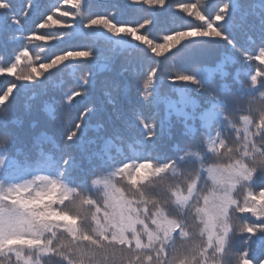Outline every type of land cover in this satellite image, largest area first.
Returning <instances> with one entry per match:
<instances>
[{
    "label": "snow or ice",
    "instance_id": "obj_1",
    "mask_svg": "<svg viewBox=\"0 0 264 264\" xmlns=\"http://www.w3.org/2000/svg\"><path fill=\"white\" fill-rule=\"evenodd\" d=\"M93 2L0 0V264H264V0Z\"/></svg>",
    "mask_w": 264,
    "mask_h": 264
},
{
    "label": "trees",
    "instance_id": "obj_2",
    "mask_svg": "<svg viewBox=\"0 0 264 264\" xmlns=\"http://www.w3.org/2000/svg\"><path fill=\"white\" fill-rule=\"evenodd\" d=\"M53 0H48V3ZM54 3V2H53ZM94 5H96V10H93L95 12L104 13L108 7V2H93ZM103 9V11H102ZM122 18V17H121ZM35 19V17H33ZM122 19H127V17H123ZM26 28H31V20L25 25ZM249 33H242L237 31V41L238 46L244 45L249 48V51H252V45L247 42V37L250 34ZM252 34V38L255 40V34ZM239 38H241V42H239ZM258 43V41H257ZM229 55V51L225 48H214V49H208L196 56H194L192 59L197 64L206 65L207 67L214 68L218 63L222 62L226 56ZM253 63H258L257 61H253ZM237 67L233 64H227L225 67V71L228 73V75L221 76L219 73L215 74L213 77V80L211 82V88L215 90L221 97H226L230 93L234 91L238 85L235 84V77L237 76ZM24 69H21L23 71ZM164 70L167 71V67H164ZM69 87L71 85H68ZM199 102V101H198ZM13 118H18L20 123L17 125L19 131H20V137L22 143H18L17 147H23L24 144L30 142L31 135L39 132L43 126V122L46 119L45 114L43 111L33 110L31 114H28L24 107V101L18 100L13 103L12 108ZM175 119V118H173ZM33 122L37 123V127L35 129H32L31 125ZM180 130V126L178 125L176 129H174L175 132H178ZM47 131L49 134H55L56 129L52 127H48Z\"/></svg>",
    "mask_w": 264,
    "mask_h": 264
},
{
    "label": "rangeland",
    "instance_id": "obj_3",
    "mask_svg": "<svg viewBox=\"0 0 264 264\" xmlns=\"http://www.w3.org/2000/svg\"><path fill=\"white\" fill-rule=\"evenodd\" d=\"M53 2H55V0L50 1L49 4H52ZM176 2H177V0H170V4H173V5H174ZM106 3H107V2H106ZM96 9H97V8H96V5L93 4V10H96ZM102 11H103V9H102ZM103 12H104V11H103ZM125 17H127V16H125ZM122 18H123V17H122ZM127 18H129V17H127ZM184 23L187 24L188 21L185 20ZM161 34H163V30L161 31ZM249 36L252 37V34L250 33V34L248 35V37H249ZM238 40H239V42H241V38H239ZM161 42H162V41H161ZM37 51H38V49H37Z\"/></svg>",
    "mask_w": 264,
    "mask_h": 264
},
{
    "label": "water",
    "instance_id": "obj_4",
    "mask_svg": "<svg viewBox=\"0 0 264 264\" xmlns=\"http://www.w3.org/2000/svg\"><path fill=\"white\" fill-rule=\"evenodd\" d=\"M94 1L104 2L105 0H94Z\"/></svg>",
    "mask_w": 264,
    "mask_h": 264
}]
</instances>
